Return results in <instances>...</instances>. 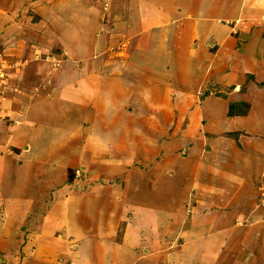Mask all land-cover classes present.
<instances>
[{
	"label": "crops",
	"instance_id": "obj_1",
	"mask_svg": "<svg viewBox=\"0 0 264 264\" xmlns=\"http://www.w3.org/2000/svg\"><path fill=\"white\" fill-rule=\"evenodd\" d=\"M30 1H34L33 5L36 6L42 1L48 0ZM128 1L129 4L127 5L126 2ZM189 1L198 0L75 1L80 4L78 6L79 16L77 17L80 20L84 14H90L89 10H93L91 17L88 18L89 20L103 21L104 19L107 22H112L119 15V10H121L120 15L123 11L125 13L129 11L132 16L136 15L137 26L132 28L129 26V33H125L129 37L125 34L117 36L118 38H122L124 35L127 37L124 44L129 43V61L127 60L124 63L127 66L124 68L127 75L118 76L115 79L128 80L129 87L119 88L111 85L109 86L110 92H106L105 83H102L114 75V69H120L118 66H121L120 63L124 60H119V57H117L116 65L106 62L92 64L93 62L87 63L84 61L82 64L86 65L87 73L91 72V75L88 74L92 76L91 85L94 88V93L98 92V95L91 97L89 95L74 94L65 88L66 94L59 95V99L54 101L55 103L65 102L71 105L72 108H79L81 113L79 117L67 112L68 121L64 118L62 112L48 110L47 108V110L41 111L40 114L38 112L37 115L32 114V101L24 105L29 98L20 100L21 106L18 105L17 101L13 102L11 100L10 110H1L0 114L11 117L13 123H10L11 118L8 119V123L0 134V152L1 148L4 152L3 156H0V264H50L48 261L52 257L49 254L55 252L54 246H58L60 252L64 253L63 255H68L67 247L71 244L70 241L77 240L76 236H80V234L82 236L80 245H83L84 250L91 249L94 246V253L90 254L89 257L86 256L83 260L77 259V264H123L122 249L127 252L131 261L134 259L133 247L136 248L139 245L137 244L139 243L137 236L135 235L132 238L131 234V237L127 236V238L126 234L129 231L126 230L122 241L119 243L114 241L115 235L111 230L118 217L111 214L106 216L105 214V211L111 206L112 200L121 197L117 192H114L118 189H111L108 197L106 192L104 194L101 192L96 196L94 204L101 210L95 216L90 214L92 205L89 203L88 196L91 192L87 194L77 193L75 189H69L71 185L67 183L69 178L66 170L67 166L70 165L69 161L75 160L74 158L73 160L70 159L71 150L72 148L75 149L74 143H79V139L76 140L77 135L72 140L71 137L76 134V129L80 127L79 121L81 120L87 124L80 129L83 140L77 150L75 164L85 167L95 163L94 167L100 166L102 170L101 174L98 172V176L102 179L105 174H109L107 177L119 181L126 177L124 184L129 181V187L131 186L129 199L133 200L132 208H139L148 216L167 213L168 217L172 216V220L180 221L179 215L184 213L182 204L177 207L174 203L173 205L169 204L170 209L168 211L163 208L166 207L164 205H153V202L159 201L161 197L162 191L160 188L165 179L179 177L178 181L176 180L177 185L172 189V197L177 198L180 196L184 188L181 180L183 181L185 175L180 174L181 170L169 173L172 175L171 177L164 173L166 165L172 159L166 156V150L168 149H165V147L167 142L150 145L149 141L129 139V131L138 129L147 131L144 130L145 122L140 120L141 115L146 116L153 113L157 103L162 99L170 97L177 101L185 89L188 90L196 86L200 88L199 95H201L202 90L209 81L210 83L212 81L218 83L220 88L225 85L236 87L235 90L231 89L227 92V95L230 96L229 101L221 97H211L214 104L209 109H204V112L208 113V124L215 123L217 121L215 119L223 116L225 113L223 108L227 106L228 102L234 104L247 102L250 108L244 117L231 116L225 118L228 120L223 122V124H228L225 131H218L219 127L215 129V127H209L208 125L206 134H212L211 137L214 140L210 143V160L202 161L198 149L192 148L193 160L191 157L187 160L188 163H191V167L188 170L185 168L187 170L186 176L193 170L192 162L194 163L195 158L197 160L200 158L199 165L197 164L198 169H204L203 171L207 173L211 171V168L215 170V174L218 176H216L217 178L213 176V178L219 183L222 192L218 194L217 199L214 200L215 202H209L207 207L211 205L215 207L214 209H218L217 214L207 216L199 222L198 226H189L187 223L185 225L187 230L181 234L183 240L180 239V244H177L178 239L174 241L168 239L173 244L172 248L167 246L166 252L159 253L157 261L153 264H161L160 260L164 261V264L264 263V249L260 250L264 246V226L257 225L255 227L257 233L262 232L260 237L255 231L252 232L251 228H249V232L241 231L232 221L235 218L234 213H227L225 209L231 207L232 204L233 208L238 211L240 206L237 202V207L234 206L236 198L240 202L245 200L248 204L249 201L245 197L255 191L250 190L254 180L264 176V160L261 159L262 155L257 156L259 154V141L254 135H251V138L248 136L251 130L259 128L260 133L264 134V127L262 126L264 119V86L260 87L258 85V83L264 82V33L261 32L262 30L260 32L256 30L245 36L239 35L238 38L232 36L226 38L229 27L222 22L226 19L242 18L244 1L246 0L241 1L238 10L235 4L226 3L229 0H200L211 1L216 10L212 8L210 11L204 9V11L195 10L190 12L185 10ZM219 1H224V3L221 4ZM251 1H259V4H264V0ZM2 2L5 3L4 5L9 4L6 0H0V3ZM59 2L62 3L63 1ZM151 11L153 13H148ZM197 12L203 13L205 15L203 17L207 20L204 21L198 18ZM140 14H142L141 18L139 17ZM218 15H220V18L216 17ZM179 17L180 19L187 17L184 19L186 23L182 26H179L178 20H176ZM215 18L216 20L220 19L222 22L213 23L214 20L212 19ZM86 20V18L83 19L78 31L79 34L84 32L89 37L100 33L101 40L105 43L110 42L109 39L115 42L118 40L117 37L112 39L113 34L116 32L110 33L108 27H104L95 33H89L90 28L86 25ZM151 20H153L152 23ZM238 40H244L240 47L237 46ZM115 42H111V44L114 45ZM120 43L121 40H119L117 47L121 45ZM214 47L215 52L213 51ZM119 53H124V51ZM231 53H236V59L238 58L240 62L239 66L237 67L233 63L232 72L220 74L221 70H219L216 73L215 70L218 69L219 63H224V57H229ZM146 55L147 59H150V57L158 59V61L151 60L154 65L153 70L146 69V62H141L144 61L143 58ZM221 55L224 57L216 59V56L220 57ZM95 70L97 71L94 72ZM158 71H160V74L157 73ZM104 72L106 74H101ZM117 75L115 74V76ZM247 77L251 78L248 79ZM178 81L182 85L176 84ZM240 84L248 86L247 92L236 91ZM167 86L173 87L172 95ZM128 89L129 93H127ZM123 96H129V100L126 102H129L130 107H126L125 100H122ZM207 99L211 100L209 97ZM218 105L221 106L219 109ZM128 108H130L129 117L135 127L125 120L118 119L119 114L123 112L124 117H127L125 111ZM191 112L195 113L193 110ZM51 114H58L60 117L62 114L64 118L62 124L43 126L41 123L43 117ZM32 117L37 118L36 122L31 119ZM16 128L23 129L19 132L23 135L13 138L11 143H6L7 137L3 136L4 132L5 134L9 133L8 130L14 131ZM230 130L235 133L238 132L237 142L228 138L225 139L226 137L219 141L220 139L216 133H226ZM134 136L133 133L130 135V137ZM63 137H65V140L62 141ZM179 146L175 145V148ZM208 149L210 148L208 147ZM7 151L10 153L9 155H6ZM160 152L163 155L162 159L165 160L164 164L162 163L161 167L153 172L155 161H157ZM213 154L216 156L217 161H213ZM256 156L257 159H255ZM226 160L232 163L228 164ZM134 162L149 164V169L140 172L141 167L137 166L139 171L134 169L132 171L135 174L130 172L125 176V171L128 170L129 172L128 166H136ZM105 166H107V169H105ZM92 172H96V170H92ZM156 172L158 174H155ZM119 173H121V176H119ZM154 176L156 183L149 191L147 190L148 192L135 194L134 185L136 183L143 182L145 183L143 186L148 187L147 184L150 185L151 178ZM229 177L233 179L229 180ZM239 179L241 183H238ZM160 180H162L161 183H159ZM73 181L77 180L74 179ZM95 185L94 187L97 188L98 185ZM98 191H93V193ZM158 193H160L159 196ZM149 198L155 200L148 201ZM120 203L121 205L125 204L123 199ZM248 207L246 206L245 212L249 210ZM227 215L229 216L226 217ZM208 219L210 220L208 221ZM90 221L94 223V227H92ZM86 222L91 225L87 232L80 228L82 223L86 224ZM132 223L136 224L133 221ZM259 227H263V229H259ZM167 228L172 229V226ZM91 229H94L93 233H91ZM135 229L137 230V227ZM159 229H163L162 224ZM240 233L243 235H240ZM244 233H248V237L242 238L245 235ZM253 233L254 235L251 236ZM69 235L74 237L69 238ZM163 236L162 238L158 236V238L151 237L149 239L159 246H166ZM258 248L259 250H257ZM149 254L151 253L147 250V253L143 256H141V253H137L136 257L141 256L143 264H149Z\"/></svg>",
	"mask_w": 264,
	"mask_h": 264
},
{
	"label": "rangeland",
	"instance_id": "obj_2",
	"mask_svg": "<svg viewBox=\"0 0 264 264\" xmlns=\"http://www.w3.org/2000/svg\"><path fill=\"white\" fill-rule=\"evenodd\" d=\"M6 1L9 2L8 5H4L5 3L3 2L0 3V112L2 109L10 110L9 105L11 100H13V102L17 101L18 105L21 106L22 104L20 100L29 98L28 102H26L24 105H27L28 103H30V101H32V114L37 115V112L40 114L41 111L48 109L52 111L62 112L64 118L66 119L69 117L67 115V112H70L71 115L75 117H79L81 114L79 108H72L71 105L65 102L55 103L54 101L56 99H59V95L66 94L65 88L72 91L74 94L89 95L91 97H95V95H98V92L94 93V88L91 85L92 76L88 75L91 72L89 71V73H87L85 69L86 65L82 64L84 61L87 63L93 62L92 64L106 62L112 63L114 65L117 62V57H119V60H124L122 61V63H120L121 66H118L120 67V69H114V75H112V77H109L107 81H103L102 83H105L104 88L106 89V92H110L111 89L109 86L111 85H115L119 88L129 87L128 80L125 79L124 81L123 79L115 78H117L118 76L127 75V73H125L126 69H124L127 66H125L124 63L127 60L129 61V43L124 44V42L127 41L126 38L129 37V35L127 36L125 33H129V26H131V28L137 26L138 23L136 22V15L132 16L129 11H127L126 13L123 11L122 15H120L121 10H119V15L112 22H107L104 19L103 21H98L97 19L89 20L88 18H90L91 13H93V10H89L90 14H84L83 18L80 20L79 18H77L79 16L78 6H80V4L75 2L76 0H48L44 2L42 1L36 6L33 5L35 2L30 0ZM59 1L63 2L60 3ZM241 1L244 0H229L226 1V3L235 4L238 10L241 6ZM126 3L128 5L129 1ZM219 3L223 4L224 1H219ZM213 5L211 1H189L185 10L189 12L195 10L204 11V9L210 11L212 8L216 10V7ZM255 10L257 11L252 12ZM243 12L244 13L242 15V18L238 17L237 19L233 18L232 20L226 19L224 22H222L220 19L216 20V18L212 20H214L213 23L222 22L228 25L229 32L227 33L226 38H229L231 36L233 38H238L239 35L245 36L248 35L249 32H253L256 30L258 32L262 30L261 32L264 33V4H259V1L246 0L244 1ZM148 13H153V11ZM197 13L198 18H201L204 21L207 20V18L203 17L205 16L203 13ZM139 17L141 18L142 14H140ZM180 17L176 18V20H178L179 26H182L186 23L184 19L189 16L183 19H180ZM216 17L220 18V15ZM84 18L87 19L86 25H88V27L90 28L89 33H95L103 29L104 27H108L110 33L116 32L115 34H113L114 36H112V39H115V37L117 36H123V34H125L127 37L125 35L122 38L117 37L118 40L116 42L109 39L110 42L105 43V41L101 40L102 37L100 36V33H97L94 36L91 35L89 37L86 36L84 32L79 34L78 31ZM152 22L153 20H151V23ZM92 25L94 26L92 27ZM119 40H121V45L117 47ZM243 41L244 40H238L237 46L240 47V44ZM111 42H115L114 45H112ZM120 51H124V53H119ZM213 51L215 52V47ZM213 56L215 57L214 54ZM221 57L224 56H216V59H219ZM147 58L148 57L146 55V57L143 58L144 61L141 62H146V69L153 70L154 65L151 63V60L158 61V59H154L152 57H150V59ZM233 63L235 66H239L238 64L240 62L238 58L236 59V53H231L227 58L224 57V63H219L218 69L215 70V72L218 73V71L221 70L220 74H227V72L230 73L232 72L231 67ZM91 71L93 72V70ZM96 71L97 70H95L94 72ZM159 72L160 71H158L157 73L160 74ZM101 74L106 73L104 72ZM115 74L118 75L115 76ZM247 78L250 79L251 77ZM233 79L235 78L233 77ZM176 84L182 85V83H180L179 81ZM258 85L260 87H263L264 82H262L261 84L258 83ZM235 87L236 86L225 85L220 88L218 83L214 81L210 83L209 81L207 82V86L202 90L201 95H199L200 88L198 86L190 88L188 90L185 89L183 94H180L177 101H174L172 98L167 97L166 99H162L157 103V107L154 109L153 113H150L146 116H144V114L141 115L140 120H143L145 122L146 126L144 130L147 131H140L139 129L132 130L131 132L129 131V139L132 138L133 140L137 141H149L150 145H154L155 143L159 144V142H167L165 147V149H168L166 150V156L167 158L172 159L169 161V165H166L164 173L166 175H170L169 177H171L172 175L169 173H173V171L179 172V170H181L180 174L185 175L183 181L181 180L184 188L180 196H178L177 198L172 197V189L175 185H177L176 180L178 181L179 177L175 179L169 178V180L165 179L160 188V190L162 191L161 197L159 201H154L153 205H164L166 207L163 208L167 209L168 211V209H170L169 204L173 205L174 203L176 207L182 204L184 213L179 215L181 218V220L179 218L180 221L172 220V216L168 217L167 213H165L164 215L155 214L154 216H148L139 208H132L133 200L131 198L129 199L131 186L129 187V181L124 184V180H126V177H124L123 180L119 181L118 179H111L107 177L109 174L106 175L104 173L105 176L102 175V179L100 178V176H98V172L101 174L102 170L100 166L94 167L95 163L85 167H81L79 164H75V160L77 159V150L80 148V142L83 140L80 134V129L84 128V126H86L87 124L85 121H79L80 127L76 129L78 133L76 132V134L72 135L71 137L72 140L74 136L77 135L78 138H76V140L79 139V143H74L75 149L72 148L70 153V159L73 160L74 158L75 160L69 161L70 165L67 166L66 172L69 178L67 183L71 185L69 189H75L77 193L83 192L87 194L88 192H91V194L88 196L90 199L89 203H91L90 205H92L90 208L91 216H95L96 213L101 210L94 204L96 196L101 194V192L102 194L106 192V195L108 194V197L110 195L111 189H118V191L115 190L114 192H117L119 195H121V197L112 200L111 206L107 209V211H105L106 216L111 214L118 217V220H116L111 230V232L115 235L114 241H117V243L122 241L125 237L123 234L127 230V232H129L128 234H126V237L128 236L130 238L132 234L133 238V236L135 237L136 235L139 242L137 243L139 244L138 247H133L134 259L132 261L129 258L127 252L122 249L124 256L123 264H143V262L141 261V256L146 254L147 250L151 253L149 254L148 258L149 264L155 263L157 261L158 254L165 253L167 250V246L171 247L173 245L168 239H173V241L178 239L179 242L177 244H180V239L183 240V236H181V234L184 233L183 231L187 230V227L185 226L187 223L189 224V226H198L199 222L207 216L210 217L212 216V214H217L218 209H214L215 207H212L211 205L207 207V205L209 202H215L214 200L217 199L218 194L222 192V190H220L221 187L219 186V183L213 178V176L217 178L216 176L218 175L215 174V170L212 168L211 171L207 173L206 171H203L204 169H198L197 166V164L199 165L200 158L202 159V161L210 160L211 158L210 143L213 140L211 137L213 135L206 134L208 132L207 127L208 125L209 127H215V129L219 127L220 129L218 131H225L228 127L227 123L223 124L224 121H228L225 118H229L231 116L244 117L246 116L250 106L247 102L239 104L228 102L227 106L223 108V110L225 111L223 116L215 119L217 121H215V123L213 122L212 124H208V113H205L204 109H209V107L214 104L211 97H221L222 99H226L229 101L230 96L227 95V92L231 89L235 90ZM172 88L173 87L171 86H167V89L171 90V95L173 94ZM237 88L238 90L236 91L245 93L247 92L248 86L245 84H240ZM127 93H129V89ZM207 97H209L211 100H208ZM49 98H52L51 100H49L52 102H49L47 100ZM122 100H125L126 102L127 100H129V96H123ZM125 104L126 107H130L129 102H126ZM220 107L221 106L218 105V109ZM162 108L168 110H161ZM129 109L130 108L126 109L125 111V115H127V117H124L123 112L119 114L118 119H120L121 121L125 120L129 122L130 125L134 126V124H132L131 122V118L129 117L130 115L128 114ZM191 110H193V112L195 113H192ZM63 116L62 114L61 117L58 114H51L43 117V121L41 123L43 126L45 125L47 127L53 126L55 124H62V119H64ZM10 118L11 117L6 116V114H0V134L5 128V125L8 123V119ZM31 119L36 122L37 118L32 117ZM67 120L69 121V119ZM10 121V123H13L12 118ZM262 122V126L264 127V119ZM21 130L23 129L16 128V130L14 129V131L8 130L10 131L9 133L5 134L4 132L3 136L7 137L6 143H11L13 138L22 136L23 133H19L21 132ZM256 130H251L248 136L249 138H251V135H254L255 138L259 141V154L257 156L262 155L261 159L264 160V134L260 133V128ZM132 133L135 135L134 137H130ZM216 135L217 137H219V141L224 139V137H226L225 139L228 138L229 140L235 142H237L238 140V132L235 133L232 130L226 133H216ZM63 140H65V137L62 138V141ZM175 145L180 146L175 148ZM193 147L198 149V153L201 154L198 160L195 158L196 160L194 159V163L192 162L193 172L190 171L188 173L189 175L186 176L187 170L191 167V163H188L187 160L190 159V157L193 160ZM208 147L210 149H208ZM1 152L0 153L2 155L0 154V156H3L4 152L2 148ZM9 154L10 153L7 151L6 155ZM257 156L255 157V159L258 158ZM162 157V152H160V154H158L157 161H155L156 163L154 162L155 168L152 170L153 172L158 167H161L160 165H162V163L164 164L165 160H163ZM212 158L213 161H217L214 154L212 155ZM226 162L228 164L232 163L229 160H226ZM134 163L136 164L135 167H127L129 169V172L128 170L125 171V176H127L128 173L133 172L132 170L134 169H136V171H139V167H141L140 172L147 171L149 169V164H142L139 162ZM195 167L197 168V170ZM105 169H107V166H105ZM92 170H96V172H92ZM155 174H158V172H156ZM119 176H121V173H119ZM232 177H229V180H232ZM74 179H76L77 181H73ZM155 179V176L151 178L152 182L150 183V185L147 184L148 187L143 186L145 185V183L143 182L136 183L134 185L135 194L145 191L148 192L153 184L156 183V181H154ZM240 181L241 180L239 179L238 183H241ZM94 182L96 185H98L97 188L94 187ZM161 182L162 180L159 181V183ZM235 183L238 184L237 182ZM254 183L250 190L252 189L253 191H255L245 197L246 200L249 201L248 204H246L247 201L241 200L240 202L239 199L236 198L234 201V206L236 208L238 204V206H240L239 210H235L232 204L231 207H227L225 209L227 213H234L233 216L235 218L232 221H234L236 227L239 230L249 232V228H251L252 232L255 231V233H257V228L255 229V227H257V225L264 226V176L260 177V179H255ZM96 190L99 191L97 193H93V191ZM159 195L160 193H158V196ZM122 199L124 200L125 204L121 205L120 201ZM153 200L155 199H150L148 201ZM246 206H249V210L247 212H245ZM228 216L229 215H227L226 217ZM209 220L210 219H208V221ZM132 221L136 222V224H133ZM90 223H92V227H94V223L92 221H90ZM95 223L97 222L95 221ZM160 223L162 224L163 229H159L161 228ZM133 225L137 227V230ZM168 226H172V229H168ZM80 228H82L83 231L87 232L88 229L91 228V225H89V222H86V224L82 223ZM244 228L247 230H245ZM259 229H263V227H259ZM93 232L94 229H91V233ZM241 233L240 235H243ZM244 234L245 235L242 238L248 237V233ZM162 235H164L163 237L165 238V240H163L165 241L166 246H159L155 242H153V240L149 239L151 237L158 238V236L162 238ZM199 235L201 234L199 233ZM253 235L254 233L251 234V236ZM257 235L258 237H260V235H262V232H258ZM73 237L74 236L69 235V238ZM76 237L77 240H71V244H69L67 247L68 255H63L64 253L60 252L58 246H54L55 252H53L51 255L49 254V256H51L52 258L49 259L48 263L77 264V259L83 260L86 256L89 257L90 254L94 253V246L92 248L90 247L91 249L87 248L88 250H84L83 245H80V240L82 239L81 234L80 236ZM242 247L244 248L245 246ZM9 248L11 247L9 246ZM262 249H264V246L260 250L262 251ZM257 250H259V248ZM136 252L141 253L142 255L140 257H136ZM159 262H161V264H164V261L162 260H160Z\"/></svg>",
	"mask_w": 264,
	"mask_h": 264
},
{
	"label": "built area",
	"instance_id": "obj_3",
	"mask_svg": "<svg viewBox=\"0 0 264 264\" xmlns=\"http://www.w3.org/2000/svg\"><path fill=\"white\" fill-rule=\"evenodd\" d=\"M77 173V172H76ZM263 205H264V196H263Z\"/></svg>",
	"mask_w": 264,
	"mask_h": 264
}]
</instances>
